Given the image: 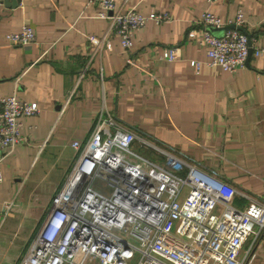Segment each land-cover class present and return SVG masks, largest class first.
I'll return each mask as SVG.
<instances>
[{"label": "crops", "instance_id": "0c3cea01", "mask_svg": "<svg viewBox=\"0 0 264 264\" xmlns=\"http://www.w3.org/2000/svg\"><path fill=\"white\" fill-rule=\"evenodd\" d=\"M15 2L0 0V98L36 101L40 112L23 118L12 150L0 148V264L24 255L77 154L73 142L88 139L103 108L137 134L144 155L157 146L264 203V54L226 71L206 63L200 40L205 10L232 21L240 10L242 31L264 48V0H115L117 9L171 14L135 30L128 49L90 0ZM23 25L35 31L29 47L7 39ZM172 48L177 58H162ZM247 264H264V229Z\"/></svg>", "mask_w": 264, "mask_h": 264}, {"label": "built area", "instance_id": "2783aa9c", "mask_svg": "<svg viewBox=\"0 0 264 264\" xmlns=\"http://www.w3.org/2000/svg\"><path fill=\"white\" fill-rule=\"evenodd\" d=\"M90 2L100 7L98 16L110 21L126 49L147 22L171 20L168 11L145 14L117 9L115 0ZM243 22L240 10L234 21L203 12L200 40L208 65L234 72L246 67L250 47L253 54H264L237 27L221 34L210 29ZM7 39L29 47L36 35L23 25ZM89 40L101 44L97 36ZM162 58L175 60L177 52L166 50ZM191 64L199 68L202 61ZM39 112L36 101L1 97L0 148L12 150L22 139L23 118ZM137 137L101 110L88 139L73 142L77 154L18 264H247L264 229V203L155 146L164 155L161 164L139 151ZM238 195L247 198L242 207L234 203Z\"/></svg>", "mask_w": 264, "mask_h": 264}, {"label": "water", "instance_id": "95a60500", "mask_svg": "<svg viewBox=\"0 0 264 264\" xmlns=\"http://www.w3.org/2000/svg\"><path fill=\"white\" fill-rule=\"evenodd\" d=\"M4 1H5V3L7 5H10V6H16L17 5V2H15V0H12V2H11L12 4H9L10 3L9 0H4ZM234 27H237L238 29L243 30L241 26H235L234 24H230V25H226V26H222V27H210V29H211L212 32H214L216 34V32L219 31V30L225 31V30H227L229 28H234ZM249 40H250V43H251V36H249ZM251 54H252V47H250V49H249V54H248V58L247 59H249Z\"/></svg>", "mask_w": 264, "mask_h": 264}, {"label": "rangeland", "instance_id": "374dc122", "mask_svg": "<svg viewBox=\"0 0 264 264\" xmlns=\"http://www.w3.org/2000/svg\"><path fill=\"white\" fill-rule=\"evenodd\" d=\"M219 32L217 31L216 34H218ZM142 151V149L140 150ZM154 151V150H153ZM154 154L152 155V158L155 160H158L161 164H164V155L160 153V151L153 152ZM103 192H106V188L102 189Z\"/></svg>", "mask_w": 264, "mask_h": 264}]
</instances>
